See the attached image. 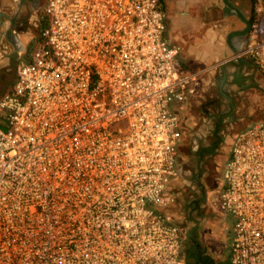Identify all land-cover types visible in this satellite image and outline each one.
<instances>
[{"label":"built area","instance_id":"2783aa9c","mask_svg":"<svg viewBox=\"0 0 264 264\" xmlns=\"http://www.w3.org/2000/svg\"><path fill=\"white\" fill-rule=\"evenodd\" d=\"M43 14L0 97V264H179L175 104L203 71L181 67L161 0H46ZM243 54L264 76L260 2ZM220 184L228 264H264V121L235 132Z\"/></svg>","mask_w":264,"mask_h":264},{"label":"crops","instance_id":"0c3cea01","mask_svg":"<svg viewBox=\"0 0 264 264\" xmlns=\"http://www.w3.org/2000/svg\"><path fill=\"white\" fill-rule=\"evenodd\" d=\"M20 1L0 0V35L7 31L11 19L15 17L14 27L16 31L22 32L24 34L23 38L28 40L30 38L28 26L32 17L29 9L21 8ZM161 1L166 11L165 37L171 44L179 47L178 60L181 67L185 70L203 71L200 76L198 93L183 103L175 104L182 133L191 117L190 111L193 108V103L198 96L202 95L204 82L207 81L211 71L222 66H225L226 78L234 77L237 86L242 87L246 95L250 93L251 103L247 108L249 111L247 116L252 120L254 119V122L264 121V118L256 115L257 112L255 115L253 114L257 110L254 109L253 102H255V98L260 97L258 94L255 95L254 91L262 92L264 98V76L243 54L254 0ZM237 59L240 60L239 64H228ZM262 112L264 115V108ZM253 116H256V118H253ZM182 136L178 144V176L167 186V192L173 195L174 201L165 209V215L168 219L184 230L179 264H198L202 255L207 257L211 264L215 262L228 264L232 220L223 212L218 203L221 170L226 159L220 168L219 185L216 193L219 221H221L224 230L222 231L220 228V231H217L216 224H213L212 228L205 226L201 228L199 226L200 222L196 223V221L189 220L192 208L187 204L182 193V188L187 182L184 174L186 172L184 162L180 159V149L184 142ZM196 217L197 215H195ZM188 227H191V229L189 230ZM197 229H203V234L197 236L195 231ZM187 232L190 233L189 236L186 235ZM221 240H224L226 244L221 243ZM214 244H216L215 248ZM222 244L224 246H221Z\"/></svg>","mask_w":264,"mask_h":264},{"label":"rangeland","instance_id":"374dc122","mask_svg":"<svg viewBox=\"0 0 264 264\" xmlns=\"http://www.w3.org/2000/svg\"><path fill=\"white\" fill-rule=\"evenodd\" d=\"M254 2H260L264 7V0H254ZM45 19L44 16L43 23H45ZM3 35H0V41L2 40L0 43V68L6 43L4 39H1ZM16 37V42L19 43V36ZM23 41L25 42L24 38ZM33 49L34 41L27 45L25 59L29 58ZM222 80L221 67H216L214 71L210 72V76L203 84L202 95L198 96L193 103V108L190 111L191 117L182 133L184 142L180 149V159L184 162L186 171L184 174L187 180L182 188V193L187 204L192 208L189 220L200 222L201 228L204 226L212 228L216 224L217 231H220V228L222 231L224 230L221 221H219L216 193L220 168L226 158L230 143L229 131L233 134L255 121L247 116L249 112L247 108L251 103L250 93L246 95L242 87L237 86L234 77ZM254 94H258L260 97L255 98V102H253L254 109H257L253 114L255 115L257 112L256 115L264 118L262 112L264 108L263 93L254 91ZM254 117L256 118V116ZM229 127L231 128L229 129ZM113 128L120 131L125 130L124 123L116 124ZM195 215H197L196 218ZM188 229L190 230L191 227ZM195 231L198 236V234L202 235L204 230L197 229ZM202 240L204 239L202 238ZM220 242L224 243V240ZM215 246L216 244H214V248Z\"/></svg>","mask_w":264,"mask_h":264},{"label":"flooded vegetation","instance_id":"af4514ba","mask_svg":"<svg viewBox=\"0 0 264 264\" xmlns=\"http://www.w3.org/2000/svg\"><path fill=\"white\" fill-rule=\"evenodd\" d=\"M46 0H21V8L29 9L31 15V21L29 22L28 32L30 34V38L28 40L24 39L23 41V33L17 32L15 29L14 19H11L10 26L2 36L1 39H4L5 46H4V56L2 58V65L0 68V97L1 95L9 89L12 85L13 81L17 75V68L21 62L25 60L26 54V47L29 43L33 41V39L37 36L38 32L40 31L41 27L43 26V7ZM19 36V43H17V37ZM2 41V40H1ZM228 114L230 112V107L227 110ZM222 117V116H221ZM225 119V117H222ZM231 127H229L230 129ZM229 131L230 141L235 133ZM230 145V143H229ZM229 147L227 150L226 157L228 156ZM226 159V158H225ZM198 264H211L210 260L205 257L201 256ZM212 264H219L217 262Z\"/></svg>","mask_w":264,"mask_h":264},{"label":"water","instance_id":"95a60500","mask_svg":"<svg viewBox=\"0 0 264 264\" xmlns=\"http://www.w3.org/2000/svg\"><path fill=\"white\" fill-rule=\"evenodd\" d=\"M0 24H1V19H0ZM237 58H239V57H237ZM239 62H240V60L237 59V60H235V61H231V62L228 63V64L236 65V64H239ZM228 64H227V65H228ZM221 68H222V79L225 80V78H226V71H225V69H224L225 66H222ZM223 80H222V81H223ZM189 234H190L189 232L186 233L187 236H189Z\"/></svg>","mask_w":264,"mask_h":264}]
</instances>
